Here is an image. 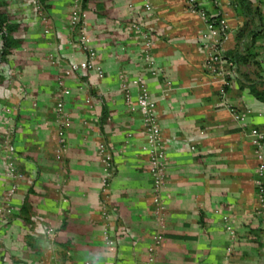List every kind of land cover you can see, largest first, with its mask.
<instances>
[{"label": "crops", "instance_id": "0c3cea01", "mask_svg": "<svg viewBox=\"0 0 264 264\" xmlns=\"http://www.w3.org/2000/svg\"><path fill=\"white\" fill-rule=\"evenodd\" d=\"M9 1L26 22L27 44L20 64L8 67L14 80L0 90V264H264V209L247 135L250 127L264 132V0H195L225 21V55L240 60L223 92L204 67V19L187 0H87L85 7L82 0ZM27 2L39 5L47 34L41 20L24 13ZM74 16L84 22L104 76L81 68L62 77L60 93L62 68L86 57ZM143 34L153 39L160 72L149 69ZM137 76L156 102L165 146L166 180L157 192L141 112L121 90ZM130 92L135 99L137 88ZM229 103L249 111L246 128ZM2 121L11 126V151L1 144ZM10 163L18 186L7 204ZM157 234L162 241L154 245Z\"/></svg>", "mask_w": 264, "mask_h": 264}, {"label": "built area", "instance_id": "2783aa9c", "mask_svg": "<svg viewBox=\"0 0 264 264\" xmlns=\"http://www.w3.org/2000/svg\"><path fill=\"white\" fill-rule=\"evenodd\" d=\"M28 0H25V2ZM188 4L202 16L205 22V31L202 38L208 43V51L204 59V67L213 76L219 77L223 88L226 89L229 85H232L237 78V72L234 66L227 63L225 59L224 43L228 38L227 35V25L225 21L217 16H210L205 10L197 7L195 0H187ZM24 13L32 15L41 20L45 25L44 33L47 34V19L42 14L39 5L32 6L30 2L23 5ZM149 7H147L148 9ZM71 25L75 27L78 31L77 44L80 45L82 50L85 52L86 57L82 61L70 60L69 63L62 68L61 75L57 80V85L59 87L60 93H63V76H70L77 73L81 68H87L91 75L93 74L96 78L100 79L104 76V70L101 65L97 64L94 60L96 58V51L90 47V38L88 36L85 24L83 21L77 19L75 16L71 18ZM133 29L138 30L139 25L135 22L131 24ZM263 39H262V52L264 55V18H263ZM145 38V48L144 57L148 61L149 69L151 72L156 73L162 71L154 65V60L151 55V48L153 45V39L150 35L143 34ZM72 43V42H70ZM74 43V42H73ZM72 43V44H73ZM11 72V69L9 68ZM134 86L137 88L138 93L135 99H132L130 92V87ZM121 90L124 95V99L131 109H137L141 112L144 130L146 133V144L144 150L148 154V173L152 178V186L154 191H159L165 180H166V153L165 146L161 138L160 125L156 113V102L151 97L145 80L141 76H137L131 79L129 84H121ZM227 110L232 116V118L240 125L242 128H246L248 124V110H240L234 107L232 104H227ZM56 113L58 116V134L62 135V127L65 123L63 104L59 101L56 105ZM7 125L4 130L3 138L5 140V147L8 151L12 150L10 144L7 143L9 135L11 133V126H8L9 121H4ZM247 135L250 143L254 146V154L257 159V165L255 167L256 179L255 184L258 188V203L260 206H264V132L260 131L256 127L248 128ZM59 154V153H58ZM106 176L102 181L103 187L107 185L108 177V164L105 167ZM5 176L11 179L12 183L9 189L5 193V203L8 204L10 197L13 195L15 189L18 186V176L13 165L6 164ZM154 201L159 208L160 200L157 194L154 195ZM104 237L109 245H113L114 241L109 237L107 231L104 232ZM162 241V236L157 234L153 237L154 245L160 244ZM154 246L148 248L150 255L153 253Z\"/></svg>", "mask_w": 264, "mask_h": 264}, {"label": "trees", "instance_id": "16d2710c", "mask_svg": "<svg viewBox=\"0 0 264 264\" xmlns=\"http://www.w3.org/2000/svg\"><path fill=\"white\" fill-rule=\"evenodd\" d=\"M9 2H10L9 0H0V90L2 91L4 86H7L15 78L14 77L15 74L11 73L8 68L10 66V62H14L17 66L20 64V59L23 56L22 49L27 44V39L24 36L26 32V22L20 16H18L14 10L10 8ZM86 3L87 0H82L83 7L86 6ZM262 27H263V20L260 28L261 40L263 39ZM225 59L227 63L230 64L231 66H236V61H240L238 57H236V59L235 58L233 59L227 57L226 55H225ZM255 95H257V93H255ZM0 103L5 104V100L1 96H0ZM0 112L6 113L4 108L0 109ZM106 113H107L106 107L105 105H103L101 109L102 124H104L107 119ZM2 122L5 124L4 121ZM109 179L110 178L108 176L107 184L109 182ZM255 188H256V196L258 201V188L256 184H255ZM259 207L261 209H264V206L259 205ZM23 209L25 210V207Z\"/></svg>", "mask_w": 264, "mask_h": 264}, {"label": "rangeland", "instance_id": "374dc122", "mask_svg": "<svg viewBox=\"0 0 264 264\" xmlns=\"http://www.w3.org/2000/svg\"><path fill=\"white\" fill-rule=\"evenodd\" d=\"M4 139V138H3ZM3 146H5V140H2V143H1ZM1 147V146H0Z\"/></svg>", "mask_w": 264, "mask_h": 264}]
</instances>
